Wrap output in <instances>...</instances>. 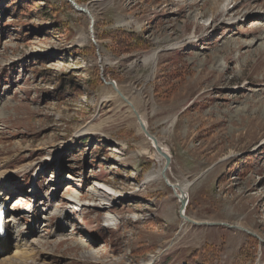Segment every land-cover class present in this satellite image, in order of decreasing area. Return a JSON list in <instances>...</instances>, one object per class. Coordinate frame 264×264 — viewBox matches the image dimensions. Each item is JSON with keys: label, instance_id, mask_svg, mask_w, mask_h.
Instances as JSON below:
<instances>
[{"label": "rangeland", "instance_id": "1", "mask_svg": "<svg viewBox=\"0 0 264 264\" xmlns=\"http://www.w3.org/2000/svg\"><path fill=\"white\" fill-rule=\"evenodd\" d=\"M73 1L93 26L66 0H0V164L26 169L0 264H264V41L246 49L264 38V0ZM104 81L170 151L152 182L136 120ZM185 182V217L211 225H182L173 183ZM98 186L108 208H93ZM71 197L89 207L70 211Z\"/></svg>", "mask_w": 264, "mask_h": 264}, {"label": "bare ground", "instance_id": "2", "mask_svg": "<svg viewBox=\"0 0 264 264\" xmlns=\"http://www.w3.org/2000/svg\"><path fill=\"white\" fill-rule=\"evenodd\" d=\"M221 5H223V3L222 4L220 3L217 6H215V4H212V6H213L211 8V18L212 19L216 16L217 13H220L219 12V7ZM80 7H82V6H80ZM82 8H84L86 10V12L88 13L87 16L90 19L89 21L91 22V20L93 19L91 13L89 12V10L87 8H85V7H82ZM214 8H216L215 11H214ZM230 11L231 10L224 9V10H222L221 15L222 16H227V13H229ZM235 20H236V18L229 19L228 20V23H229L228 27H230V25H232L233 23L235 25ZM259 28H260V30H264V26L259 27ZM194 38L195 37H193V39ZM75 40H76V43H78V44L80 43L81 44V43L85 42L86 38L83 37L82 35H79ZM260 40L264 41V38H257V39H255V41H254V39H253V41H249L248 45L246 46V49L252 50V48L256 44L255 42L260 41ZM192 42H194V41H191V43ZM237 49H239V48H237ZM256 50H258L259 53H261V51H264L262 48H259V47H257ZM253 51H255V50H252L251 52H253ZM158 54H159L158 51H153L148 57H146V58H144L142 60V63H144V65L147 64V63L154 64L157 61ZM226 59H227V57H226ZM224 60H225V57H224ZM248 85H249V83H248ZM110 87L112 88L113 93H114L111 96L112 98H109L110 97L109 95L105 96L104 98H109V99L116 100V102H118V104L120 106L126 107V109L129 112V114L132 117H134V119L136 120V123H137L136 133H137V135H141L143 137V139H144V141H142V143L139 145L140 149L138 151V154H140L141 156H144V157L152 159L157 165V169L155 171L153 170L154 172L147 174L145 176V179H144L145 183L152 182L159 175H161L162 169L165 168L164 167V164L166 165V159L165 158H169V160H171L170 158L172 156L170 154V151H169V149H167V147H165L164 145L159 143L160 141H158L156 135L151 134L147 130L145 121L141 117V114H139V112H137L135 101L130 99L128 96L124 95L122 93V91L118 88V86H117V88H116V86L113 87V85L110 86ZM142 128L146 129V131L148 133V136L143 132ZM87 134L95 135L94 129H91L89 132L77 131L73 136H74V138H80V137H83L84 135H87ZM104 138H106V137H104ZM11 161L12 160L5 159L0 164V210L3 211L4 214H6V215H7V212H8L7 211V207L9 205L10 200L18 194V192H15V190L14 191L12 190V187L17 185L16 184L17 181H20L23 177H25L24 175H25V171H26L25 167H22L20 169H5L9 165H11ZM68 178H70V176H67V178H65L66 179L65 181L71 180V179H68ZM173 185H174L173 188H174V190L176 192V199H178V201H179V198L182 197V198H184V201L187 203V200H186L188 198L187 197V193H188V189L190 187H192V183L191 182H185L183 184L173 183ZM20 193H24V191H21ZM31 193H32L33 197H35V198L37 197V193L38 192H36V191L32 192L31 191ZM93 193H94L93 195L95 196V201L98 202L96 205L93 206V208H100V207L101 208H105L108 204H105V203H102V202L103 201H107L108 202L106 196H111V192L106 187L101 188V187L98 186L96 188V191H94ZM22 200H23L22 198H18L17 199V205H22L23 206L22 208L24 210V213H26L27 215H31V216L32 215L33 216H37L38 210L36 209V206H32V205L29 204V207H27L24 204H22ZM69 201L71 202V204H70L71 206H69L68 209L70 211H73V212H75V211L76 212H82L87 207H89V206H86L85 203L81 202L79 197H76V198L75 197H71V200H69ZM72 206L76 207V208H78V206H80V207H79V209L77 211V210H75L76 208H72ZM185 207L187 208V204H185ZM107 208H108V206H107ZM186 208L183 211V215L180 213L182 225L186 226V225L202 224L201 221L185 217ZM53 212L54 211H51V212L48 211L46 213V215L50 216L51 214H53ZM58 212H59V222H60L59 223L60 227H58V229H60L62 231V230L65 229V225H66L65 222L68 219V217H67L68 213H67V211H63V210H61V211L58 210ZM105 218L106 219L104 221L106 223L109 222V221L111 223V221H113V219L109 218L108 216L105 217ZM18 221H19V218L15 217V216L11 217L7 221V227L9 228V227H11V226H13L15 224H18ZM204 224H206V223L204 222ZM112 225L110 224L108 226H112ZM102 227H105V226H102ZM233 227L236 228V229H240L241 231H244L246 233H249V231L247 229H245L244 227H242L239 224H237V225H235ZM29 229L30 228H24L22 231L20 230V232H18V233H24L25 230H27V234H29L28 233ZM10 233H15V232L14 231H12V232L10 231L7 240L0 241V252H1V250L5 249V248H8L10 246V244H9V240L11 238V234ZM16 233H17V230H16ZM20 237H21V235H19L18 240L15 243V248L17 250H19V251L22 250L26 246V239H21L19 241ZM37 244L39 245L40 243H36V242L32 243V245H37ZM41 246H43V245H41ZM86 258H88V259L94 258L93 253L92 252H88V256ZM153 260H154L153 258L152 259L150 258L149 261H147L145 264H152ZM3 262H5V264H24V262L21 261V259L19 260L20 263H15L13 261L9 262V260L6 261V258H5V261H3ZM1 264H3V263L1 262Z\"/></svg>", "mask_w": 264, "mask_h": 264}, {"label": "water", "instance_id": "3", "mask_svg": "<svg viewBox=\"0 0 264 264\" xmlns=\"http://www.w3.org/2000/svg\"><path fill=\"white\" fill-rule=\"evenodd\" d=\"M71 6L72 8L77 11V12H80V13H83V14H86L88 15V13L86 12V10L82 7H80L78 4H76L73 0H66ZM91 25L90 26H93V20H91ZM104 83L106 85H113L114 87V84L112 82H106L104 81ZM143 132L148 136V133L146 131L145 128H142ZM166 159V165H165V169L167 168V166L169 165V158H165ZM179 202H180V207H179V213H181L183 215V211L185 210V204L186 202L184 201V198L180 197L179 198ZM198 225H205V224H198ZM206 225H211V224H206Z\"/></svg>", "mask_w": 264, "mask_h": 264}, {"label": "trees", "instance_id": "4", "mask_svg": "<svg viewBox=\"0 0 264 264\" xmlns=\"http://www.w3.org/2000/svg\"><path fill=\"white\" fill-rule=\"evenodd\" d=\"M128 35V34H127Z\"/></svg>", "mask_w": 264, "mask_h": 264}]
</instances>
